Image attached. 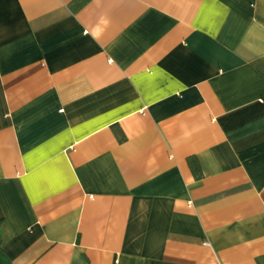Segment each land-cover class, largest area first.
I'll return each mask as SVG.
<instances>
[{"label": "crops", "instance_id": "crops-1", "mask_svg": "<svg viewBox=\"0 0 264 264\" xmlns=\"http://www.w3.org/2000/svg\"><path fill=\"white\" fill-rule=\"evenodd\" d=\"M0 264H264V0H0Z\"/></svg>", "mask_w": 264, "mask_h": 264}, {"label": "trees", "instance_id": "trees-1", "mask_svg": "<svg viewBox=\"0 0 264 264\" xmlns=\"http://www.w3.org/2000/svg\"><path fill=\"white\" fill-rule=\"evenodd\" d=\"M188 163H189V165H190L192 171H193L194 174L196 175V177L199 176L200 173H199V167H198V163H197V161H196L195 159H193V158H190V159L188 160Z\"/></svg>", "mask_w": 264, "mask_h": 264}]
</instances>
